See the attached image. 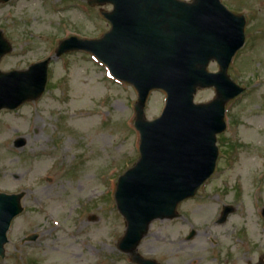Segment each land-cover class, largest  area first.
<instances>
[{
  "label": "rangeland",
  "instance_id": "1",
  "mask_svg": "<svg viewBox=\"0 0 264 264\" xmlns=\"http://www.w3.org/2000/svg\"><path fill=\"white\" fill-rule=\"evenodd\" d=\"M221 2L246 19L244 45L228 69L244 91L226 104L212 178L178 206V218L150 226L147 238L153 240L144 241L142 249L152 244V257L160 264H216L223 258L211 257L224 249L232 254V264L253 263L264 255V0ZM4 9L20 30L16 42L23 46V65L50 60L43 94L0 113V192H25L24 210L11 223L0 264H121L114 243L125 223L113 194L118 177L139 158L133 123L137 93L88 53L55 57L63 38H99L108 31L100 10L111 6L16 0ZM30 46L35 51L27 54ZM208 69L218 66L212 62ZM213 97L212 88L202 89L194 101ZM164 104L165 93L152 91L145 118H157ZM81 119L85 125L77 127ZM17 137L24 138L23 147H14ZM228 204L234 211L218 224L221 207ZM191 229L197 235L188 240ZM31 233L38 238L22 242Z\"/></svg>",
  "mask_w": 264,
  "mask_h": 264
},
{
  "label": "water",
  "instance_id": "2",
  "mask_svg": "<svg viewBox=\"0 0 264 264\" xmlns=\"http://www.w3.org/2000/svg\"><path fill=\"white\" fill-rule=\"evenodd\" d=\"M89 3L113 5L111 11H102L110 30L99 39H65L56 56L74 50L93 53L114 77L132 85L138 93L134 110L141 139L140 157L119 177L114 194L126 222L119 248L133 253L151 222L178 216V203L195 195L214 171L216 134L225 129V104L243 91L227 70L244 43L245 19L228 11L219 0ZM8 50H0V56ZM210 61L218 64L219 71L207 70ZM46 64L47 61L35 64L22 72L20 79L0 77V109L15 108L38 98L46 83ZM15 74L19 73L9 75ZM209 87H214V99L194 103L197 88ZM154 89L166 92V105L160 117L149 121L144 116V106ZM23 144L21 138L15 142L16 147ZM22 196L23 193H0V256L4 255L10 222L22 211ZM231 211V207H224L218 222H224ZM193 234L192 231L188 239ZM36 238L33 234L27 240ZM133 260L156 264L136 254Z\"/></svg>",
  "mask_w": 264,
  "mask_h": 264
},
{
  "label": "flooded vegetation",
  "instance_id": "3",
  "mask_svg": "<svg viewBox=\"0 0 264 264\" xmlns=\"http://www.w3.org/2000/svg\"><path fill=\"white\" fill-rule=\"evenodd\" d=\"M15 0H0V10H4L1 15H0V34L2 35V37L4 38V40H6L10 47H11V51L3 56L0 57V72L2 73H6V72H10V71H20L23 70L25 68H27L30 64H26L25 66L23 65V46L22 44L19 43V41L16 42L17 37H21L20 35V30L17 29V24L16 27H14L15 24V20H10L8 18H6V14H5V9L4 7L14 3ZM17 35L16 37L14 35ZM5 49V45H0V50ZM35 51V48H33L32 46H30L29 49L26 50V53H33ZM4 111H10V110H4ZM197 234L195 233L194 236H196ZM149 236V233L146 235V237L142 240V242L140 243V245L138 246L137 252L144 258H150V259H154V257H152L153 254L156 253V250L154 249L152 244H146L144 245L143 249H142V245L143 242L145 241V243H151L153 239H148L147 237ZM146 239V240H145ZM155 240H159V241H163L164 239H159L157 237H155ZM215 240H211L210 244L212 245V247H216L217 243H215ZM114 251L116 252L115 255L117 256L116 260L119 263H123V264H133L132 263V256L130 254L121 252L118 249V239L116 240V242L114 243ZM221 254H223L224 256H221ZM232 254L230 253V251L228 249H224V252H222L221 250L216 251V256L213 255L211 257L212 261L213 259H222L223 260H218L219 262L216 264H232L233 260H232ZM258 261V260H257ZM257 261L255 262H251L250 260L246 261L244 264H255ZM165 262V260H164ZM235 262V261H234ZM159 263V262H158ZM160 264V263H159ZM167 264V263H166Z\"/></svg>",
  "mask_w": 264,
  "mask_h": 264
},
{
  "label": "bare ground",
  "instance_id": "4",
  "mask_svg": "<svg viewBox=\"0 0 264 264\" xmlns=\"http://www.w3.org/2000/svg\"><path fill=\"white\" fill-rule=\"evenodd\" d=\"M90 123V119H87V121H86V125H88ZM81 124H84L85 125V119H81V120H79V121H76V123H75V125L77 126V127H79Z\"/></svg>",
  "mask_w": 264,
  "mask_h": 264
}]
</instances>
